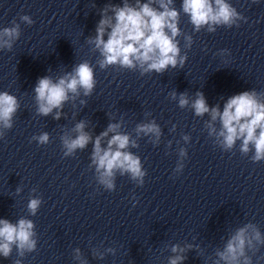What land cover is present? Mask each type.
Listing matches in <instances>:
<instances>
[{"label":"clouds","instance_id":"obj_1","mask_svg":"<svg viewBox=\"0 0 264 264\" xmlns=\"http://www.w3.org/2000/svg\"><path fill=\"white\" fill-rule=\"evenodd\" d=\"M256 0H253L255 3ZM173 0H123L121 5L108 4L101 12V19L96 27L95 37L89 38L88 43L95 46L99 51L101 59L98 64L101 69L111 65H119L125 69L139 68L141 74L162 73L169 67H183L186 55H180L178 41L175 39L180 34L178 28L180 13L172 7ZM157 4L158 7L153 5ZM183 13L190 18L191 24L196 31L208 25L209 31H214L211 25L231 26L237 19L239 13L226 0H183ZM111 12V15H109ZM22 20L32 21L28 16L21 17ZM19 26L6 27L0 30V48L12 47V42L19 38ZM107 36V39H105ZM191 42V37H186ZM96 85L94 69L88 61L77 64L73 71L60 76L55 81L50 76L38 79L34 88L37 112L47 116L54 109H62L65 102L80 94L88 96ZM177 99L176 94H172ZM81 103H85L81 101ZM189 104L186 93L178 97V105L184 108ZM19 107L17 97L7 91L0 92V127L12 128V119ZM191 108L198 117L205 114L210 116L206 127L210 136H215L225 149H231L237 140H242L241 152L248 153L249 145L254 146L255 154L252 160H264V101L255 90L243 91L230 96L220 106L209 107L203 93L197 92L196 98L191 102ZM61 113L57 111L55 119L60 118ZM219 121V131L214 127V122ZM85 122L81 121L75 125L73 131L77 133L75 138L65 135L62 137L65 155L73 154L77 149H84L89 142L93 143L92 164L95 165L99 183L107 189L114 187L113 177L115 171L119 170L123 175L130 174L134 180L143 182L145 175L141 168V160L126 149L131 144L136 147L135 141L130 140L128 134L118 131L119 124L110 123L106 130L102 131L95 140L84 131ZM139 135L151 134L159 140L160 128L155 122L139 124L136 127ZM107 139V146L102 147V142ZM3 134L0 133V136ZM39 144L49 142L48 133H42L38 137ZM185 140L188 137H184ZM181 155H184L181 150ZM41 201L33 198L28 202L30 214L35 215ZM33 222L21 218L13 224L6 219H0V255L7 258L15 245L19 254L25 251H33L36 248V240L33 239ZM255 242V243H254ZM256 244H264L259 229L252 223L238 228L230 236L223 250H217L214 264H252L251 257L246 255V249L255 248ZM189 248L191 245L188 246ZM173 253L184 252L178 245L172 246ZM79 254V249L76 250ZM185 259L183 255H175L169 258V264H182ZM15 264H21L19 260Z\"/></svg>","mask_w":264,"mask_h":264}]
</instances>
